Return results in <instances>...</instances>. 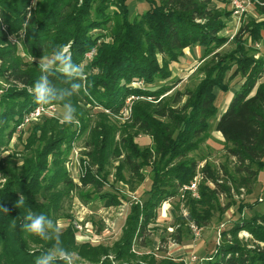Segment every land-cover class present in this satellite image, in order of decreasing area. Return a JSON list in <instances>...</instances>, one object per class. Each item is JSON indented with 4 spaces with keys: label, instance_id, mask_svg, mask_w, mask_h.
<instances>
[{
    "label": "trees",
    "instance_id": "16d2710c",
    "mask_svg": "<svg viewBox=\"0 0 264 264\" xmlns=\"http://www.w3.org/2000/svg\"><path fill=\"white\" fill-rule=\"evenodd\" d=\"M251 1L256 17L244 14L229 39L221 34L232 19L229 0H148L149 9L133 20L127 0H0V77L7 86L0 87V264H70L67 258L75 252L88 264H183L165 258L135 260L132 246L145 245L165 200L178 196L189 206L187 218H176L172 239L177 243L186 223L206 226L214 209L221 221L231 207L216 202L228 195L227 184L206 164L197 174L203 160L191 156L210 130L219 92L232 94L213 127L239 175L232 181L249 191L264 168V0ZM226 42L231 49L220 53ZM194 47L203 50L202 62L209 57L200 68L201 81L187 92H176L171 104L159 100L169 90L163 84L178 82L170 65ZM22 55L37 61L29 65ZM46 57L53 58L48 65L38 62ZM138 81L144 87L132 88ZM127 100H133L130 114L118 128L112 119L122 115ZM43 102L61 105L72 120L43 117L29 129L20 151L3 159L25 117ZM98 107L108 114H95L83 146L92 169L75 182L66 157L86 130L89 111ZM139 135L151 145L141 148ZM108 159L117 161L111 184L104 172ZM144 168L150 171L149 186L142 202L131 204L119 244L110 250L76 244L69 213L74 194L83 204L118 206L125 196L115 183L135 191L146 179ZM198 175L194 198L182 189ZM106 185L112 190L102 191ZM240 207L203 264H264V214L246 219ZM60 220L70 226L60 230ZM243 230L247 240L238 238Z\"/></svg>",
    "mask_w": 264,
    "mask_h": 264
},
{
    "label": "rangeland",
    "instance_id": "374dc122",
    "mask_svg": "<svg viewBox=\"0 0 264 264\" xmlns=\"http://www.w3.org/2000/svg\"><path fill=\"white\" fill-rule=\"evenodd\" d=\"M153 1L156 3H160L161 0ZM227 8L228 10H230V5L227 6ZM126 9L129 20H133L149 9V2L148 0H127ZM247 14H252L256 17V13L253 11L252 7L243 17H246ZM239 25L240 19L237 16L233 15L232 19L228 21L227 28L222 31L221 34L231 39L233 38L234 33H236ZM12 42H14L13 38ZM231 47V43L226 42L219 49V52H227L231 49ZM66 51L67 50L65 49L62 54H64ZM202 53L203 50L199 47L187 48L184 52L185 58H181L177 64L170 65L172 78L173 80H178V82L173 84L172 86L159 83L160 85L163 84L169 88L168 92L164 96L159 98V100L165 98L166 102L171 104L174 98V94L176 92H187L188 90L195 88L199 84L201 78L204 76V73L200 70V68L208 65L209 61L208 57L202 62ZM91 55L92 53H89L87 57L91 58ZM21 57L22 60L29 65L37 61L36 59H32L24 55H22ZM52 60L53 58L46 57L44 59L38 60V62L40 64L48 65ZM197 68L198 70L196 71ZM63 70L66 71L65 68H63ZM82 71L83 67L81 65L79 72L81 73ZM235 81L236 79L231 82V85ZM5 83L6 82L0 77V87L4 86V89L7 88ZM238 84L239 81L237 80V84L235 87H237ZM17 86L20 87V85ZM131 87L141 88L144 86L140 81H138L132 82ZM231 98V93L226 94L223 92H219L217 94L215 102V116L210 120V130L204 137L203 143L200 145V149L196 151L194 155H192L193 153L191 154V156H194L197 160H203V162L200 163L198 167L197 174L199 172V169L206 164L209 166V169L212 170L214 175L218 176L219 179H222V181L227 184L229 188L228 195L226 197L225 195H220L219 198L216 199V202H219V205L221 207H225L229 204L231 205V207L225 210L223 219L221 221L219 219L220 212H218V209H214V215L209 220V223L206 226L200 227L194 224V222L192 221L186 223V229H182L183 232L180 243L184 246L187 245L186 247H189L194 244V251L198 252L199 254H205V256L208 258H206V260L202 259L205 261H201L198 258L197 253H193V247L185 249L183 251L180 246V251H178V254L183 255L182 258L185 257L183 260H181L183 264L184 260L185 264H196V262L193 263V261H190L191 257L193 256H195L199 260L197 264H203L207 261V259L210 260V256L215 252L216 246L219 245L220 233L238 218L239 215L237 214V207L239 205L241 206L239 209V213L242 214L243 218L252 219L257 215L264 214V168L258 174V176H256V178L251 181V187L249 188V191L243 185L236 187L232 179H239V175L235 173L236 169L234 161L231 157L227 155L221 135L215 132L213 128L216 121L225 111L224 109L228 105ZM155 100V98L147 99V101L151 103L157 102ZM184 100L185 98H183L182 103L184 102ZM132 101L133 100H127V107L123 111L122 115L118 117V119H112L113 124H115L118 128L127 122V117L130 114V107L132 105ZM39 106L53 109L49 110V114L44 115L37 120H32L31 122L26 123L23 127H20L21 130L24 132L20 131L21 134L20 132H16L14 134L7 151L2 154L3 159H5L12 150L20 151L21 143L25 141L29 129L32 128L35 123L40 122L43 117L59 119V122H66L72 120L68 113V110L64 109V107H62L61 105L43 102L36 106V108ZM99 111L108 114L107 111L104 110L102 107H98L89 111V115L91 117L89 120L86 118V130L80 134L77 140L75 139L72 142L71 149L69 150L68 155L66 157L65 167H67V170L70 173L72 180L75 182H78L79 178L87 170H89V168L92 169L89 159L85 156L86 149L83 146L87 144L88 140L90 139L88 130L90 132L93 126L95 125V122L97 121V117L95 116V114ZM118 133L119 132H117V134ZM119 136L120 134L116 135V139H118ZM136 142L141 148L151 145V140L147 136L143 135H139L136 138ZM111 160L112 159H108L104 166V172L108 173V182L110 184L115 182V176L117 172V161ZM94 169L95 167H93V170ZM149 172V168L143 169V173L146 175V179L143 183L135 187V191H130L128 185H125L123 182L115 183V186L117 188L116 190H118L121 195L125 196V198H121V204L116 207H110L106 209L102 206V203L99 201L83 204V202L78 198V196L74 194L71 209L69 212L72 216V225L77 222L82 226L85 225V228L88 230L86 234L80 235L77 234L76 230L74 229L76 244H91L92 246H102L108 250L112 249L114 246H117L121 241L124 230L126 228V219L129 214L131 204L141 203L145 196L144 192L148 189L149 186ZM192 182H195L196 185H198L200 182L199 175L196 176L192 180ZM210 186L213 185L210 184ZM105 190L112 189L111 187H109V185H106L104 186L102 191ZM97 202L100 204H98ZM179 215L182 216V218L184 219L187 218L189 215V206L187 205L186 200H183L181 197L177 196L173 200H165L164 202H162L157 213V219L155 223L150 226L151 229L149 231V236L145 245L132 246V253L136 257L134 259H153L155 260V262H158L162 258H165L173 261L174 257H171V254H168L172 249L175 248L174 246L177 245L174 244L172 246L171 242H175L172 238H174V235L177 231L176 229L179 225V221L176 220L177 216ZM231 220L233 221L230 223ZM69 226L70 223L68 224V222H65V220H60L58 222V228L60 230ZM192 226L200 229L196 237L192 232ZM238 238L240 240H247L249 238V234L247 231L243 230L238 234ZM64 257L66 258L65 255L60 254V258ZM203 257L204 256H202L201 258ZM67 259L70 264H74L75 260H78L77 264H88L86 261L80 259V256L77 254V252L70 254L69 258ZM110 259H113L112 253H109V260Z\"/></svg>",
    "mask_w": 264,
    "mask_h": 264
},
{
    "label": "built area",
    "instance_id": "2783aa9c",
    "mask_svg": "<svg viewBox=\"0 0 264 264\" xmlns=\"http://www.w3.org/2000/svg\"><path fill=\"white\" fill-rule=\"evenodd\" d=\"M230 1V7L232 10V16H237L239 19L241 16H243L244 14H246L249 9L251 8V4L252 1L251 0H229ZM53 109V108H44L43 106H39L35 109H33L32 111L29 112V114L25 117L24 119V123L21 127H23L26 123L31 122L32 120H37L40 117L49 114V110ZM197 185L195 182H192L190 185L185 186L182 190L183 192H190L191 196L194 198H198V193H197ZM74 229L76 230L77 234L83 235L86 234L88 232V230L85 228V225L82 226L81 224L75 222L73 225ZM192 232L194 233L195 237L198 235L200 229L196 228L194 226H192ZM189 261V260H188ZM187 261V262H188ZM196 262V264L198 263V259L193 256L191 257V260ZM184 264H185V260H184Z\"/></svg>",
    "mask_w": 264,
    "mask_h": 264
},
{
    "label": "crops",
    "instance_id": "0c3cea01",
    "mask_svg": "<svg viewBox=\"0 0 264 264\" xmlns=\"http://www.w3.org/2000/svg\"><path fill=\"white\" fill-rule=\"evenodd\" d=\"M182 58H185V57H182ZM172 64H177V63H172ZM232 95V94H231ZM225 109H226V107H225ZM224 109V110H225ZM121 201L120 202H122V199H120ZM98 203V202H97ZM167 203V202H166ZM98 204H100V203H98ZM121 204V203H120ZM164 204V203H163ZM103 206V205H102ZM116 207V206H115ZM105 208V207H104ZM108 208H110V207H108ZM108 208H106V209H108ZM159 211V210H158ZM171 244H172V246L174 245V244H177V245H175L174 247V249H172L170 252H169V254L168 255H170L171 254V257H174V260L173 261H175V262H180L181 260H183L184 258H182V256L183 255H181V254H178V251H180V246H181V248L183 249V251L185 250V249H189V248H191V247H193L192 248V250H193V253H195L196 251H194V244L193 245H191V246H189V247H186V246H184V245H182L181 243H177V242H171ZM197 253V256H198V258L201 260V261H205L206 260V258H208V257H206L205 256V254L203 255V254H199L198 252H196ZM202 256H204L203 258H201ZM170 257V256H169ZM202 259H205V260H202ZM208 260V259H207Z\"/></svg>",
    "mask_w": 264,
    "mask_h": 264
}]
</instances>
